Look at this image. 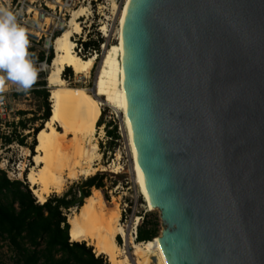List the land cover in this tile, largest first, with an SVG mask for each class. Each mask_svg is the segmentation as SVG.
I'll return each mask as SVG.
<instances>
[{
	"label": "water",
	"instance_id": "water-1",
	"mask_svg": "<svg viewBox=\"0 0 264 264\" xmlns=\"http://www.w3.org/2000/svg\"><path fill=\"white\" fill-rule=\"evenodd\" d=\"M121 46L165 264H264V0H129Z\"/></svg>",
	"mask_w": 264,
	"mask_h": 264
},
{
	"label": "bare ground",
	"instance_id": "bare-ground-1",
	"mask_svg": "<svg viewBox=\"0 0 264 264\" xmlns=\"http://www.w3.org/2000/svg\"><path fill=\"white\" fill-rule=\"evenodd\" d=\"M128 1L124 0L121 6L117 26V44L112 48L111 55L105 61L107 64L103 66L98 83L109 95L107 99L119 106L118 109L122 113V124L131 157V179L137 186L138 194L143 199L147 211L151 212L158 210L149 204L142 175L137 166L122 87L121 27ZM110 10L112 14L117 11V6L112 0H110ZM4 13V8L0 6V24L3 23ZM81 15L87 16L83 7L72 11L67 28L55 39L54 55L45 80L47 88L51 89L49 97L51 117L44 122L43 127L35 135L33 154L30 156L31 165L27 166L26 162H22L19 166L20 176L21 172L28 169L25 180L39 204L44 203L49 194L59 193L69 180H75L78 177H91L97 171L110 169V166L101 165L97 145L95 143L86 144L87 135L83 136L78 132L81 127L79 101L82 94L71 96L58 90L64 85L61 74L65 68L71 69L75 76H86L96 59V55L81 58L73 51L71 37L81 34V26L76 21ZM99 31L103 36H106L105 26H101ZM101 88L100 90H102ZM91 93L94 92L91 91ZM57 112H62L65 116V127L62 132H58L54 128L52 116ZM68 136L71 137L68 138ZM27 156L29 155L26 154L25 157ZM110 171L118 174L121 172V167L113 166ZM120 212L119 206L113 198L108 203L102 198L99 190L93 189L91 194L84 199L82 206L67 219L69 240L78 243L85 242L86 245L93 248L96 256H105L108 264H132L133 262L131 263L128 258L127 248L131 256L134 257V264H165L157 237L146 242L134 241L133 234H129L119 222ZM136 219L132 230L138 225V218ZM117 237L122 239V247L116 244Z\"/></svg>",
	"mask_w": 264,
	"mask_h": 264
},
{
	"label": "rangeland",
	"instance_id": "rangeland-1",
	"mask_svg": "<svg viewBox=\"0 0 264 264\" xmlns=\"http://www.w3.org/2000/svg\"><path fill=\"white\" fill-rule=\"evenodd\" d=\"M117 1L119 2L116 5L117 11L112 14L110 11V0H97V3L93 5L87 19L81 20V37L85 34V40L87 39L88 41L90 39V41H99V53L96 54L97 56L93 63V67L86 76H75L71 69L65 68L61 74L64 85L60 89L58 88V90L71 96L82 94L79 101L81 127L78 132L83 136L84 134L87 135L86 144L95 143L97 145V153L100 155L101 165L105 167L110 166V169L106 171H97L93 175L96 179L101 180L102 187L97 190L101 193L102 198L108 203L113 198L118 204L121 211L119 222L129 234H132L131 223L138 218L137 228L142 227L145 231L155 229L157 232L155 237H158L162 230L159 213L158 211H147L143 199L138 194V188L131 179V157L129 156L126 133L124 132L122 124V113L118 109L119 106L107 99L109 95L103 90L104 87L101 88L98 83L105 61L111 55L112 48L117 44L118 19L124 0ZM10 2V0H0V6L7 11ZM101 26L106 27V36H103L101 31H99ZM50 56L53 57L52 51ZM49 62H51V60H49ZM66 69H69L71 73L69 72L64 76ZM47 72L48 69L42 78H46ZM93 84L94 93L92 94L91 90ZM30 87L31 90L27 91L29 94L25 96L23 93L22 96L15 101V104L12 105L13 112L17 113L19 118L17 126H12L10 128L5 126L3 129H0V170L5 172L10 180H18L26 184L29 190V184L25 180L28 169L21 172L20 176L19 166L22 162H26L27 166L31 165L30 156L33 154L36 134L34 130L42 128L44 125L45 121L41 118L44 114V106L46 103L49 107V113L51 114L49 103L51 89L47 88L46 81L41 80L30 83L27 88ZM100 88L102 90H100ZM37 92L41 94H37ZM44 93H47L46 99L43 97ZM94 108H96V113L93 118L94 123H92V110ZM19 122L24 125V128L20 126ZM12 125H14V122ZM7 132L10 133L12 139L9 144H6L4 140V137H6L5 133ZM107 132H112L114 136L109 137L106 134ZM70 137L71 136H68V138ZM20 139H23V144H19L18 140ZM26 154L29 156L25 157ZM113 166L121 167V172L118 174L112 173L110 170ZM88 178L90 177H78L75 180H69L59 193H51L47 198L52 196H67L68 199L72 197V195H77L78 197V190L80 189L81 183ZM93 189L94 188L90 189V194ZM76 210L77 207L73 206L68 209H63L62 212L66 219H68ZM117 239L119 243H117ZM116 244L122 247L123 242L120 237L116 238ZM126 250L128 252L129 261L134 264V257L131 256L128 248ZM101 256L108 264L107 258L103 255ZM0 264H11L10 253L6 249L4 243L1 242Z\"/></svg>",
	"mask_w": 264,
	"mask_h": 264
},
{
	"label": "trees",
	"instance_id": "trees-1",
	"mask_svg": "<svg viewBox=\"0 0 264 264\" xmlns=\"http://www.w3.org/2000/svg\"><path fill=\"white\" fill-rule=\"evenodd\" d=\"M83 46L85 49L91 48L99 52V41L89 39ZM69 72V69H66L64 76ZM43 97L46 99L47 93H44ZM44 108L41 119L47 121L51 117L47 103ZM95 113L96 108L92 110V123ZM52 117L56 131L62 132L65 127L64 114L57 112ZM19 124L24 128L21 122ZM39 130L40 128L34 131L37 133ZM106 134L109 137L114 136L112 132ZM4 140L6 144L12 141L11 136L4 137ZM18 142L23 144V139ZM101 187V180L93 176L81 183L78 197L72 195L67 199V196H52L39 204L26 184L10 180L5 172L0 170V242L4 243L10 253L11 264H107L102 256H96L92 248L85 243L69 240V225L62 212L63 209L73 206L80 208L83 200L90 195V189ZM156 233L155 229L145 231L144 228L138 227L136 242L150 241Z\"/></svg>",
	"mask_w": 264,
	"mask_h": 264
},
{
	"label": "built area",
	"instance_id": "built-area-1",
	"mask_svg": "<svg viewBox=\"0 0 264 264\" xmlns=\"http://www.w3.org/2000/svg\"><path fill=\"white\" fill-rule=\"evenodd\" d=\"M10 1L7 13L12 17L11 25L16 26V31L22 37L20 39L21 55L16 60L24 67L28 80L25 83L24 77L14 73L8 64L0 65V129L5 126L7 128L17 126L19 118L17 113L13 112L12 105L23 93L25 96L29 94L27 91L31 90V87L27 88V86L30 83L46 80L42 77L47 69L49 70V57L51 51L54 55L55 39L67 28L72 11L80 7L85 9L87 16L81 15L76 19L78 24H81V20L87 19L93 5L97 3V0ZM113 2L115 5L119 3L117 0H113ZM0 27V31H2V24ZM85 38V34L82 37L81 34L71 37L73 51L81 58L97 54L94 49L84 48L83 44L87 41ZM3 46L4 41L0 39V49ZM9 47H12L11 39L9 40ZM13 122L14 125H12ZM5 136L10 137V133H5ZM133 224L134 222L131 223V229ZM136 228L137 226L131 231L134 241H136Z\"/></svg>",
	"mask_w": 264,
	"mask_h": 264
},
{
	"label": "clouds",
	"instance_id": "clouds-1",
	"mask_svg": "<svg viewBox=\"0 0 264 264\" xmlns=\"http://www.w3.org/2000/svg\"><path fill=\"white\" fill-rule=\"evenodd\" d=\"M12 17L8 15L7 11L4 13V20L2 23V31H0V39H3L5 52H9L11 50L18 51L19 44H20V36L16 31V26L11 25ZM12 40V47H9V40ZM11 70L14 73H18L19 75L23 76L25 74L24 67L17 61L14 60L12 64L9 65Z\"/></svg>",
	"mask_w": 264,
	"mask_h": 264
},
{
	"label": "snow or ice",
	"instance_id": "snow-or-ice-1",
	"mask_svg": "<svg viewBox=\"0 0 264 264\" xmlns=\"http://www.w3.org/2000/svg\"><path fill=\"white\" fill-rule=\"evenodd\" d=\"M20 39H22V37H20ZM19 50L16 51V50H11L9 52H5V46H3L2 49H0V65H3V64H12L14 60H16V58H18L21 53H20V44L18 46ZM24 77V80H25V83H27V80H28V76L27 74H24L23 75Z\"/></svg>",
	"mask_w": 264,
	"mask_h": 264
}]
</instances>
